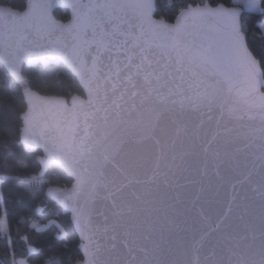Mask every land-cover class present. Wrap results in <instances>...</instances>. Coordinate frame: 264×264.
<instances>
[{"label":"snow or ice","instance_id":"1","mask_svg":"<svg viewBox=\"0 0 264 264\" xmlns=\"http://www.w3.org/2000/svg\"><path fill=\"white\" fill-rule=\"evenodd\" d=\"M171 9L0 2V83L21 105L0 198L12 184L55 202L80 237L68 264H264V0ZM58 69L72 91L39 95ZM0 236V264H65L34 260L27 235L17 252L7 206Z\"/></svg>","mask_w":264,"mask_h":264},{"label":"trees","instance_id":"2","mask_svg":"<svg viewBox=\"0 0 264 264\" xmlns=\"http://www.w3.org/2000/svg\"><path fill=\"white\" fill-rule=\"evenodd\" d=\"M27 0H0L3 4L10 5L14 9H24ZM174 0H158V15L169 18L173 15L171 4ZM59 16L65 15V10L60 9ZM74 85L69 76L63 70H55L48 73L46 81L37 84L36 90L41 94L57 95L69 93ZM20 102L12 88L0 83V141L12 139V133L19 124ZM7 133V137H5ZM65 178L61 177V181ZM43 197L28 195L17 186L8 184L3 187V197L0 198V210L8 208L11 228L12 246L19 252L24 248L20 236L27 235L31 246L37 250L34 260L45 261L50 256H56L68 264L69 260L78 259L82 255L78 251L79 236L72 228L67 229V236L59 232L60 227L67 225V217L62 209L52 201H44ZM37 209H41L37 211ZM27 217L28 222H24ZM35 220L42 230H33L29 223ZM8 251L5 238L0 236V260H4Z\"/></svg>","mask_w":264,"mask_h":264},{"label":"water","instance_id":"3","mask_svg":"<svg viewBox=\"0 0 264 264\" xmlns=\"http://www.w3.org/2000/svg\"><path fill=\"white\" fill-rule=\"evenodd\" d=\"M27 3H28V0L26 1V6H27ZM26 6H25L24 9H14V10H17V11H24V10H26ZM38 94L41 95V96H49V95H47V94H41V93H39V92H38ZM179 182H180V183H187V179H185V178H180ZM76 233H77V232H76ZM77 235H78V233H77ZM78 236H79V235H78ZM79 239H80V237H79ZM81 254H82V253H81Z\"/></svg>","mask_w":264,"mask_h":264},{"label":"built area","instance_id":"4","mask_svg":"<svg viewBox=\"0 0 264 264\" xmlns=\"http://www.w3.org/2000/svg\"><path fill=\"white\" fill-rule=\"evenodd\" d=\"M41 209H39V211H40Z\"/></svg>","mask_w":264,"mask_h":264}]
</instances>
